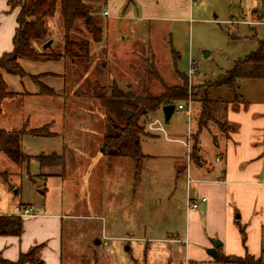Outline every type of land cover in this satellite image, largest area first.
Returning <instances> with one entry per match:
<instances>
[{
  "label": "rangeland",
  "instance_id": "374dc122",
  "mask_svg": "<svg viewBox=\"0 0 264 264\" xmlns=\"http://www.w3.org/2000/svg\"><path fill=\"white\" fill-rule=\"evenodd\" d=\"M195 1L191 18L186 22H140L138 26L133 22L126 26L116 22L115 29L121 30L120 36L124 38L112 41L130 44L133 48L128 45L121 57L116 51L122 53V49H114L113 53L120 58L113 61L111 51L98 50L100 43H96V51H89L95 58L86 76H90L91 82L97 79L103 86L115 79L118 89L126 91V84H129L140 94L145 84L142 69L147 66L146 58L153 54V63L163 84L180 85L182 80L177 72L188 78L190 92L194 87L216 81L238 61L257 52L259 42L264 41V23L256 22L251 15L259 8L257 0ZM106 3L96 2V15L99 13L101 20L106 16ZM47 28L49 37L44 43L35 45L39 52L48 41L52 42L48 51L63 46L59 12L48 20ZM80 31V36L84 35V29ZM75 34L78 35L70 31L69 37ZM103 63L108 66L99 76ZM115 63L118 66L115 67ZM81 67H74L73 86L84 76ZM238 83L237 99L244 98L245 94L251 98L263 96L261 81L247 79ZM147 85L153 94L161 90V84L155 80ZM100 93L109 95L107 88L97 94ZM208 97L233 100L234 94L228 88L213 85ZM180 103L169 121H165L162 110L140 119L146 134L140 139V147L146 157L136 170L132 159L103 156L101 137L105 122L96 101L83 98L76 107L70 97L64 98L57 104L59 110H52L55 112L53 119L60 118V123L52 129H59L61 138L52 139L51 143L56 153H60L62 142L68 145L67 154L74 163L72 172L69 173L68 167L65 169L62 183L58 179L45 181V174H60V168L39 170L34 163L30 166V177L24 169L20 175H10L8 182L12 187L9 191H4L6 185L0 180L2 192L10 195L0 198V202L9 198L10 205L20 203L19 209L27 206L32 215L33 211L47 209L65 216L62 264H235L223 263L220 258L212 259L206 254L212 246L211 239L227 241L235 229L218 222L220 218L224 221V202L218 197L214 199L213 216L205 218L201 192L197 193L193 184L188 185L187 192L185 176L189 164L200 166L204 163L202 153L205 157H214L211 142L219 143L230 127L221 111L215 115L216 119L208 122L199 137V161L195 163L190 160L189 143L193 146L190 139L197 130L200 105L190 99ZM179 105L183 106L180 110ZM24 140V153L38 154L43 140L37 137ZM2 192L0 190V195ZM206 197L211 198L209 191ZM188 198L197 202L196 211L188 210L190 213H187ZM68 216L72 219L66 218ZM258 245L264 264V233ZM218 253L223 256L220 247Z\"/></svg>",
  "mask_w": 264,
  "mask_h": 264
},
{
  "label": "crops",
  "instance_id": "0c3cea01",
  "mask_svg": "<svg viewBox=\"0 0 264 264\" xmlns=\"http://www.w3.org/2000/svg\"><path fill=\"white\" fill-rule=\"evenodd\" d=\"M106 2L104 12H107V15L104 18V34L101 42H99L100 48L98 50L111 51V54L109 52L111 60L118 61L121 56H124V49L130 44L112 41L113 38L117 41L124 38L120 36L121 30L115 29L114 24L116 22H122L124 26L128 22H133L136 26L140 22H186L191 18L192 7L196 1L106 0ZM17 14L18 9L12 8L8 0H0V57L12 51V39L17 28ZM130 46L133 48L132 45ZM119 47L122 49V53L116 51L120 56L116 57L113 50ZM90 48L93 53L96 51V44H91ZM132 55L135 53L133 52ZM18 63L25 73L24 77L13 76L0 70V78L5 82L7 92L10 94L0 106V129L6 132H16L23 128L31 131L46 126L53 137H37L43 140L38 154L24 153V138L33 137L29 134L22 137L21 148L23 153L30 157L39 154L62 155L66 153L63 167L41 168L38 165L39 170L60 168V174H45L44 179L45 181L58 179L62 183L65 169L68 167L69 173L72 172L74 163L72 157L68 158L70 156H67L68 145L65 142L61 144L60 153L54 151L55 147L51 140L61 138V131L52 129L53 125L56 126L60 123V118L53 119L55 112L52 110H56V108L59 110L57 104L66 97H70L77 107L80 99L75 97V93L83 85L85 78L80 79L73 86L71 75L74 68L63 58L56 61L18 59ZM117 64L115 63L114 66L116 67ZM112 81L116 80H110V82ZM41 85L54 94L42 95L40 93ZM243 97L236 103L229 102L223 110L230 128L219 143L213 144L211 142L214 157L208 158L202 153L204 163L200 166L189 164L188 169L184 172L187 192L190 189L188 185L193 184L196 192H201L200 199L205 198L203 203L206 207L205 218L211 219L213 216L214 199L218 197L225 204L224 221L222 222L220 218L218 222L223 223L224 226H229L231 229L234 226L235 229L227 241H220V251L223 256L243 257L248 254L260 259L261 251L258 244L262 233H264V101L263 96L251 98L245 94ZM28 144L31 143L28 142ZM217 158H219L218 161ZM34 163L37 162L31 160L27 164L16 166L2 154L0 155V173H6L9 178L10 175H20L24 169L29 173V176L31 175L30 166ZM8 178L7 181L0 178L6 185L4 191H9L12 187ZM0 190L2 192L3 188L0 187ZM208 191L211 193L209 199L206 197ZM16 193L14 192V194ZM3 196L10 195L8 192H2L0 198ZM9 200L6 198L5 201L0 202V216L20 217L23 222V230L20 237L0 236V257L8 262H16L21 254L27 253L36 246L43 245L39 252V260L43 264H62L63 221L65 216L52 213L47 209H38L36 212L33 211L31 217H23L18 211L20 203L19 205H10L12 202ZM189 200L192 201L193 199L188 198L187 202ZM24 208L27 206H22L21 209ZM187 213L190 212L187 211ZM66 218L72 219L69 216ZM236 222L245 228L247 237L245 244L242 243ZM212 241L214 239H211Z\"/></svg>",
  "mask_w": 264,
  "mask_h": 264
},
{
  "label": "trees",
  "instance_id": "16d2710c",
  "mask_svg": "<svg viewBox=\"0 0 264 264\" xmlns=\"http://www.w3.org/2000/svg\"><path fill=\"white\" fill-rule=\"evenodd\" d=\"M8 1L12 8L18 9L16 18L17 28L12 39V51L0 57V70L13 76L24 77L25 73L20 67L18 59L56 61L63 58L73 68L76 65L82 66L83 73L81 74H84L82 78L85 79L83 85L75 93V97L81 99L86 96L88 101H96L97 108L103 115L105 122L104 132L101 137L103 156L132 159L135 162L136 170L140 168V163L146 157L142 154L140 147V139L146 135L144 128L140 126V119L147 114L153 113L166 105L177 106L180 102H188L189 99L192 103H198L200 111L197 117V130L190 139L193 140V146H190L189 143V149H191L190 160L197 163L199 161V137L201 132L208 127V122L214 120V118L216 119L215 115H218V112L221 111L223 113L224 108L229 102L236 103L240 100L236 98L235 92L240 80L251 79L261 81L263 83L264 101V41L259 42L257 52L238 61L224 76H221L214 82H207L202 86L194 87L190 92L188 89V78L177 72L176 74L182 80L181 84L165 86L153 63L154 56L151 54L150 58H146V68L142 69V73L145 76V84H143L142 91L139 94L138 91H133L129 84H126V91H123L118 89L117 81H112L110 85L103 86L99 84L97 79L91 82L90 76H86V72L90 69L95 58L89 52L91 44L101 42L104 34L105 23L98 16L99 13L96 15V2L102 1L105 4L106 0ZM257 1L259 2V8L254 10L251 15L256 22L264 23V0ZM56 12H59L61 28L63 30V46L56 51H48L50 47L47 49L42 47V50L39 52L36 50L35 45L44 43L46 38L49 37L47 23L48 20L54 17ZM79 26L81 27L79 28ZM82 28L84 29V35L80 36ZM70 31H75L78 35L75 34L69 37ZM148 49L151 51L150 48ZM173 54L175 55V53ZM107 66L106 63L100 65L101 74L99 76L103 75ZM94 74L96 75V71ZM79 78L81 79V77ZM152 80L161 84V90L158 94L150 92L147 83ZM213 85L232 90L234 99H209L208 90ZM83 87H86V90H83ZM106 88L109 91L108 96L103 93L97 94L98 91H103ZM40 91L42 95L46 96L54 94L42 85ZM9 96L10 94L7 92L5 82L0 78V106L2 101ZM223 127L225 128L226 125L224 124ZM26 134L41 138L53 137L46 126L31 131L23 128L16 132H6L0 129V155H5L16 166H22L31 160H35L41 168L64 166L66 159L65 152L62 155L54 153L50 155L39 154L35 157L25 155L21 148V139ZM0 178L7 181L8 175L0 173ZM22 223V219L17 216H0V236L20 237L23 230ZM236 223L239 234L242 237V243L245 244V228L240 226L238 222ZM42 248L43 245L32 248L27 253L21 254L16 262H8L0 257V264H43L38 258ZM218 258L223 263L262 264L260 259H255L248 254H245L243 257H220L217 252L216 259Z\"/></svg>",
  "mask_w": 264,
  "mask_h": 264
},
{
  "label": "water",
  "instance_id": "95a60500",
  "mask_svg": "<svg viewBox=\"0 0 264 264\" xmlns=\"http://www.w3.org/2000/svg\"><path fill=\"white\" fill-rule=\"evenodd\" d=\"M51 43H52L51 41L45 43L43 45V48L44 49L49 48ZM205 55H207L206 52H205ZM161 110H162L165 121H169L170 118L172 117V115L174 114L175 106L174 105H166V106H163L161 108ZM40 191L42 192L43 190H40ZM95 243L98 244L99 242L96 241ZM211 244H212V246L206 251V254L208 256H210L212 259H216L217 249L220 247L221 242L219 240H214L211 242Z\"/></svg>",
  "mask_w": 264,
  "mask_h": 264
},
{
  "label": "built area",
  "instance_id": "2783aa9c",
  "mask_svg": "<svg viewBox=\"0 0 264 264\" xmlns=\"http://www.w3.org/2000/svg\"><path fill=\"white\" fill-rule=\"evenodd\" d=\"M195 4V3H194ZM104 15H107V12H104ZM191 72V71H190ZM183 106L182 105H179L178 106V110L182 109ZM217 161L219 160V158L216 159ZM200 201L202 203L205 202V198H201ZM198 208V204L197 202H194V201H188L187 202V211L188 210H191L192 212L196 211ZM19 211V214L21 213V215L23 217H31L32 216V210L30 208H24V209H18ZM189 212V211H188Z\"/></svg>",
  "mask_w": 264,
  "mask_h": 264
}]
</instances>
